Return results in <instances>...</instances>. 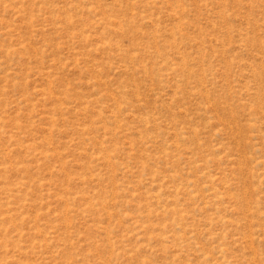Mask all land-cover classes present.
I'll list each match as a JSON object with an SVG mask.
<instances>
[{
    "label": "rangeland",
    "instance_id": "1",
    "mask_svg": "<svg viewBox=\"0 0 264 264\" xmlns=\"http://www.w3.org/2000/svg\"><path fill=\"white\" fill-rule=\"evenodd\" d=\"M0 264H264V0H0Z\"/></svg>",
    "mask_w": 264,
    "mask_h": 264
}]
</instances>
